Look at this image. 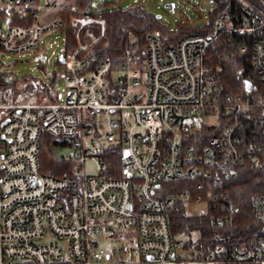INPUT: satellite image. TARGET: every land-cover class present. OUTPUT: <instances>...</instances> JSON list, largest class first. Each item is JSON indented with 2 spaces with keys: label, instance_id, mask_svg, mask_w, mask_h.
<instances>
[{
  "label": "built area",
  "instance_id": "built-area-1",
  "mask_svg": "<svg viewBox=\"0 0 264 264\" xmlns=\"http://www.w3.org/2000/svg\"><path fill=\"white\" fill-rule=\"evenodd\" d=\"M38 1L0 0V264H264V195L253 200L261 228L252 247L226 237L231 219L224 217L216 222L213 249L199 260L179 257L167 215L176 203L184 209L203 206L201 214L221 209L224 194L216 188L235 176L232 166L245 156L251 169L264 171L259 143L264 129L248 148L242 146L238 122L222 127L204 146L195 144L205 125L217 127L221 117L231 115L220 103L207 65L214 41L227 36L240 53L250 44L251 68L264 87V0H238L237 14L219 12L207 37L188 35L164 43L149 35L141 65H131L129 51L122 54L125 62L112 88L108 62L86 76L76 74L84 66L76 59L77 51L85 49L80 46L65 58L70 75L50 103L34 97L19 101L17 90L2 85L1 77L3 54L41 55L43 38L62 26L56 15L60 0L34 8ZM14 13L31 22L15 25ZM76 22L103 27L101 21ZM233 100L231 112L239 116L250 110L254 124L264 127V99L255 101L251 90ZM41 134L67 144L61 156L76 163L73 176L40 172ZM112 147L121 151L122 178L105 177ZM88 160L95 165L93 175L84 171ZM160 180L190 185L165 196ZM102 240L120 246L100 248Z\"/></svg>",
  "mask_w": 264,
  "mask_h": 264
},
{
  "label": "trees",
  "instance_id": "trees-1",
  "mask_svg": "<svg viewBox=\"0 0 264 264\" xmlns=\"http://www.w3.org/2000/svg\"><path fill=\"white\" fill-rule=\"evenodd\" d=\"M210 1L214 3L215 8L209 13V20L206 24L192 25L187 21L177 22L175 29L170 30L169 25L160 22L159 17L146 12L140 5L117 8L112 4L102 2L94 8L92 0H66L68 4L56 14L62 22V26L57 32L64 37L61 62L58 61L65 68L63 75H60L63 82L64 78L70 75L64 60L80 46H85V49L77 51L76 59L84 66L78 68L76 74L86 76L95 67L108 62L110 68L106 78L112 88L114 75L120 65L125 62L122 54L129 51L130 55L134 57L131 65L133 67L141 65L145 58L146 38L149 35L157 36L164 43H175L188 35L207 37L213 33L214 20L219 12L227 10L230 14L238 13V0ZM81 19L103 21V27L95 22L81 26L76 22ZM13 22L15 25L27 26L31 21L28 16L23 18L19 13H14ZM227 38L222 35L212 43L207 50V65L212 69L218 84L220 103L228 110V115H231L223 118L219 114L221 118L217 127L205 125L198 132L199 138L195 144L200 147L205 145L207 139L218 135L222 127L232 125L234 122H238L242 126L239 136L242 146L245 148L258 143L259 136H262L260 133L264 129L263 125L254 124L252 119L254 114L252 116L250 110L239 116L233 110L231 112L233 99L245 93L246 82L252 86L251 90L255 101L264 99V87L258 83L255 72L251 68L250 44L247 45L244 53H240L234 40ZM41 51L42 47L40 46L38 53ZM53 78L55 80L56 76ZM20 83L16 78H12L2 82V85H11L15 88L19 101L29 97H34L38 102L44 103L54 101L50 92L51 86L37 83L38 87L30 88L26 93L23 90L24 87H19ZM228 97L229 100H227ZM233 114L237 117H233ZM259 143L264 147V139ZM38 144V159L42 174L55 178L73 176L76 163L63 160L59 153L60 149H68L67 144L55 140L47 134H41ZM109 155L111 160L107 161L109 171L105 172V177H124L120 149L112 147ZM261 156L264 159V155ZM232 167L235 176L222 179L221 184L216 188L224 194L221 209L200 215H188L185 209L176 203L167 213L172 237L180 245L181 250L189 253L190 258L188 259L199 260L210 253L215 244L213 234L218 230L216 222L220 218L231 219V223L225 227V232H227L226 237H229L235 245L251 248L260 233L261 225L256 222L253 213V200L255 197L264 195V171L251 169L248 156H245L243 163L234 164ZM189 185L190 183L185 180L176 182L160 180L158 188L165 196H169L181 193ZM194 233L197 234V239L193 242L190 237ZM181 237H187L188 240L182 241Z\"/></svg>",
  "mask_w": 264,
  "mask_h": 264
},
{
  "label": "rangeland",
  "instance_id": "rangeland-1",
  "mask_svg": "<svg viewBox=\"0 0 264 264\" xmlns=\"http://www.w3.org/2000/svg\"><path fill=\"white\" fill-rule=\"evenodd\" d=\"M45 0H39L34 8H40L44 5ZM109 3L117 8H127L134 5L142 6L146 12L158 16L160 22L169 25L170 30H174L177 22H189L192 25H204L209 20V13L213 11L215 5L210 0H92V6L95 8L100 3ZM68 4L66 0H60L56 11L63 9ZM170 5L171 10L165 6ZM11 13L6 18L11 17ZM103 22V21H101ZM79 24V23H78ZM2 30L6 31V19L2 21ZM63 35L55 32L47 35L41 42V47L45 51L41 55L33 52L21 56H1V75L4 81H9L16 78L19 82V87L23 88L24 92H29L30 88L38 87L37 83L51 86L50 92L52 95L61 93L64 88L63 75L65 68L61 62L63 52ZM53 76H56L54 80ZM32 86V87H30ZM25 89H27L25 91ZM67 150L60 149L59 153L63 154ZM84 171L87 175L95 173V165L88 160L84 164ZM204 211V207L188 205L185 207V212L188 215H200ZM191 241L197 239V234L194 233L190 237ZM180 240H188L187 237H181ZM120 243L113 240H102L98 243L100 248L118 247ZM179 255L183 259L190 258L189 253L185 250H179Z\"/></svg>",
  "mask_w": 264,
  "mask_h": 264
},
{
  "label": "water",
  "instance_id": "water-1",
  "mask_svg": "<svg viewBox=\"0 0 264 264\" xmlns=\"http://www.w3.org/2000/svg\"><path fill=\"white\" fill-rule=\"evenodd\" d=\"M165 7L168 8L169 10L172 9V7H171L170 5H167V6H165ZM157 17H158V16H157ZM251 88H252L251 84H250L249 82H246V84H245V89H246V91H251Z\"/></svg>",
  "mask_w": 264,
  "mask_h": 264
},
{
  "label": "crops",
  "instance_id": "crops-1",
  "mask_svg": "<svg viewBox=\"0 0 264 264\" xmlns=\"http://www.w3.org/2000/svg\"><path fill=\"white\" fill-rule=\"evenodd\" d=\"M63 8H64V7H63ZM61 10H62V9H61ZM58 11H60V10H58ZM58 11H57V12H58ZM57 12H56V14H57Z\"/></svg>",
  "mask_w": 264,
  "mask_h": 264
}]
</instances>
